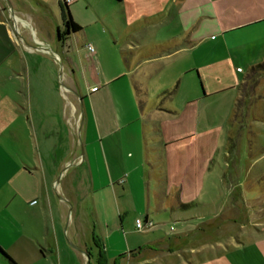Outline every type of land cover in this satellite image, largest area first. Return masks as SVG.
Listing matches in <instances>:
<instances>
[{
    "label": "crops",
    "instance_id": "obj_1",
    "mask_svg": "<svg viewBox=\"0 0 264 264\" xmlns=\"http://www.w3.org/2000/svg\"><path fill=\"white\" fill-rule=\"evenodd\" d=\"M3 1L9 4L15 32L0 0V196L12 205V214L6 215L9 228L3 229L0 220V249L16 264H86L90 251L94 258L97 254L95 243L111 253L108 264H198L187 254L212 247L214 241L194 245V233L204 238L214 229L249 222L242 202L229 208L227 199L214 212L188 210L213 203L210 196L201 199L204 193L197 188L217 156L215 149L200 157L207 149L197 139L198 107L208 101L219 105L217 121L205 129L245 126L236 104L251 69L264 63V0H84L96 13L93 21L71 15L82 31L93 24L106 27L110 17L116 29L130 32L124 45L128 69L96 74L87 93L68 90L72 98L59 91L54 77L37 74L38 61H30L34 75L26 79L24 52L38 49L25 42L21 48L14 0ZM174 20L183 31L180 37L148 45L135 37ZM143 50L146 54L138 55ZM183 52L191 53L184 65L167 64ZM92 58L100 69L102 53L95 51ZM154 62L163 67L138 74L141 66ZM260 102L264 98L250 107L245 120L252 129L259 121L254 116L263 112ZM81 145L86 149L76 155ZM224 177L221 170L216 181L202 180L203 187L216 193L214 183L222 186ZM258 178L264 179V170ZM250 192L264 193V184ZM183 203L192 206L182 208L189 205ZM86 207L106 229L114 218L122 217L121 228L129 218L133 222L135 211L150 221L154 214L151 218L149 212L163 218L170 208L184 230L173 236H162L157 226L134 230L121 236L118 246L105 235V243L110 241L105 249L103 240L94 237L95 225L85 241ZM0 258L11 264L1 252Z\"/></svg>",
    "mask_w": 264,
    "mask_h": 264
},
{
    "label": "rangeland",
    "instance_id": "obj_2",
    "mask_svg": "<svg viewBox=\"0 0 264 264\" xmlns=\"http://www.w3.org/2000/svg\"><path fill=\"white\" fill-rule=\"evenodd\" d=\"M1 4L5 7L6 14L9 16V28L15 32L9 4L3 0H1ZM97 4H99L98 1ZM91 5L94 7V4ZM12 7L19 17L18 25L20 34L17 35V39L21 43V48H24L25 42L34 49H38L35 53H30L27 50L24 52L26 62V72L24 71V74L26 73L25 77L27 80L29 74L34 75L32 68H30L31 70L29 72L30 61H38L41 67L38 68L37 74L40 76L54 77V85L57 86L59 91L61 92L63 90L66 95L72 98L68 90L87 93L89 87L92 86L95 81L96 74L104 75L113 68L121 72L123 69V71L128 69L126 57L129 51H125L126 47L124 45L130 38V32H120V29H116L112 24L110 17L106 20V27L99 29L93 24L88 28H84L80 33L72 34L65 41L59 42L58 30H60L61 35H63L65 30L60 0H14L12 1ZM91 9L95 8H91L90 4L84 0H76L74 3L69 4V11L77 20H82L83 17L82 21L86 19H88L87 21H93L91 15L92 13H96V10ZM105 11L103 12L105 13ZM182 35L183 31L177 20H174L172 24L165 23L164 26L155 27L149 32H139L135 37H137V40L143 45H148L153 41L162 42ZM89 46L93 48V52L89 50ZM95 51L102 53V66L98 70L92 58ZM197 53L200 58L202 51L199 50ZM145 54L146 51L144 50L138 53V55ZM190 55V52L180 53L170 62H167V64L184 65L188 61ZM162 64V62H154L141 66L138 70V74L143 75L147 72L157 71L159 68L163 67ZM244 69L247 71V68ZM257 79V82L249 81L245 85V93H243L240 98L242 107L237 109V117H239L240 123L245 125L243 128L238 127L231 130V127L220 124L219 127L214 129H205L206 124L212 126L210 123L212 121H217L218 116L215 110H218L219 105L216 101H208L198 107L199 122L197 139L201 142L203 148L207 149V152H205V154L201 153L200 157L203 158L206 155L208 156L210 152L215 149H217V153L215 152L217 156L210 165L212 169L210 170L208 168L207 172H209L203 173L197 188L198 191L204 193L203 196H200L201 199L204 198V196H210L212 197L213 203L208 207L193 206L188 212L195 211V213H198L204 209H209L214 212L218 203L227 199L229 208L237 205L238 202H242V213H246L249 222H245L244 225L232 223L223 227L220 231L214 229L213 235L204 238H198L196 237L198 233H194L191 236V241L195 243L194 245L201 246L205 242H214H212V247L207 244L205 250L198 249L196 253L192 252L195 253L193 255L187 254L189 261L190 257H192L198 264H264V193L250 192L251 187L258 188L264 184V179L258 178L260 171L264 170V121L261 120V118H264L263 102H260L261 104L259 105L263 112L254 116V118L259 119V121L256 122V127L252 129L249 126V122H245L250 114V107L264 98V69L257 74ZM57 88L54 90H57ZM28 89L29 87L27 85V90ZM65 129L66 128L63 126L64 134ZM228 131H231L232 138L229 144ZM70 138V153H72L74 151V136L72 138V132ZM225 146L228 149L227 152H224ZM84 148L85 145L79 146L76 155L84 153ZM256 160L257 162H255ZM221 170H224L225 177L222 181V186L219 182L214 183V186H217L216 193L209 191L208 185L206 186L207 188H204L203 181L207 183L208 181H216L217 175L221 173ZM124 203L131 206L129 199H124ZM100 213L101 212L97 214ZM135 213L136 216L133 222L130 220L131 218H129V220H127L128 223L121 228L120 220H122V217L117 219L114 218L111 221V227L106 229L103 219L97 222L94 216L95 212L86 207V209H84V215L82 216V221L85 225L86 243H89L95 225L94 237L103 240L105 249L106 244L110 242L107 240V243H105V235L111 237V241L115 242V245L118 246L119 241H122L121 236H130L134 230H137L135 227L136 218L144 220L139 212L135 211ZM149 213L151 218V213L154 214V218L150 221L157 225V230H159L162 236H173L184 230V226L181 222H175L177 220L173 218V213L170 208L167 217L163 216V218H156L157 214L154 211ZM10 214H12V205L8 206V202L5 203L4 197L0 196V220L3 221L1 222L3 223L1 224L3 229L9 228V219L7 216ZM101 214L103 215V213ZM4 218L6 221H4ZM94 222H96V224H93ZM171 226L177 227L179 230L171 232ZM114 229L117 231H114ZM237 241L241 243L238 248L236 246ZM217 242H221V244H217ZM105 254L108 261H110L111 253L106 252ZM0 263L7 264L2 258H0ZM90 264H96L95 260H91ZM109 264L112 263L109 262Z\"/></svg>",
    "mask_w": 264,
    "mask_h": 264
},
{
    "label": "trees",
    "instance_id": "obj_3",
    "mask_svg": "<svg viewBox=\"0 0 264 264\" xmlns=\"http://www.w3.org/2000/svg\"><path fill=\"white\" fill-rule=\"evenodd\" d=\"M61 9H62V17H63L65 30H64L63 35H61L60 30H58V37H59L60 41H63V40L65 41L72 34H77V33L81 32L82 27L73 20L71 13L69 11V5L64 3L63 0H61ZM262 69H264V63L259 64L257 66H254L251 69V74L249 75V78L247 79V83L249 81L257 82L258 81L257 74ZM245 87L246 86L244 84L240 87V89L243 93H245V91H244ZM236 106H237V109L242 107L241 100L237 101ZM191 206H192V204L181 205L182 208H189ZM95 247L97 249V254H96L95 258H94V255L92 254L91 251L88 253L91 260H95L96 264H108V259L105 255V253L103 252V248L100 247V245H98L97 243H95ZM0 252L2 253V255H4L9 260V262L11 264H16L3 250L0 249ZM120 258H123V256H120Z\"/></svg>",
    "mask_w": 264,
    "mask_h": 264
},
{
    "label": "built area",
    "instance_id": "obj_4",
    "mask_svg": "<svg viewBox=\"0 0 264 264\" xmlns=\"http://www.w3.org/2000/svg\"><path fill=\"white\" fill-rule=\"evenodd\" d=\"M64 3L66 4H72L74 3L76 0H63ZM89 50L91 52H93V48L91 46H89ZM238 72H243V70L240 68L238 69ZM157 225H155L153 222L147 220V219H138L136 221V228L138 231H148V230H152L156 227ZM171 231H175V227L174 226H171L170 227Z\"/></svg>",
    "mask_w": 264,
    "mask_h": 264
},
{
    "label": "water",
    "instance_id": "obj_5",
    "mask_svg": "<svg viewBox=\"0 0 264 264\" xmlns=\"http://www.w3.org/2000/svg\"><path fill=\"white\" fill-rule=\"evenodd\" d=\"M59 38V37H58ZM60 40V39H59ZM91 258L89 255H87V264H90Z\"/></svg>",
    "mask_w": 264,
    "mask_h": 264
}]
</instances>
